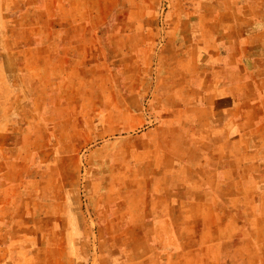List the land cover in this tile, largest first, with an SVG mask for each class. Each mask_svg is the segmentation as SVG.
Masks as SVG:
<instances>
[{
  "label": "crops",
  "instance_id": "0c3cea01",
  "mask_svg": "<svg viewBox=\"0 0 264 264\" xmlns=\"http://www.w3.org/2000/svg\"><path fill=\"white\" fill-rule=\"evenodd\" d=\"M106 1L39 0L16 23L31 39H16L9 53L17 54L0 56V264L10 251H39L19 248L24 237L15 224L46 222L54 233L57 222L66 224L65 205L34 200L54 164L35 148L64 127L73 88L82 95L89 81L102 88L105 78L118 87L119 62L104 50L120 28L104 17L123 0ZM134 1L128 14L142 9L148 21L124 29L144 38L135 45L143 47V76L136 79L143 86L129 89L149 95L143 112L160 117L148 124L143 113L137 137L152 154L134 171L144 186L137 191L149 199L134 205L126 221L138 237L159 246L140 252L133 263L152 264V251H159L164 264H264V0ZM154 63L159 72L152 75ZM6 127L15 133L12 146ZM174 233L175 242L167 243Z\"/></svg>",
  "mask_w": 264,
  "mask_h": 264
},
{
  "label": "rangeland",
  "instance_id": "374dc122",
  "mask_svg": "<svg viewBox=\"0 0 264 264\" xmlns=\"http://www.w3.org/2000/svg\"><path fill=\"white\" fill-rule=\"evenodd\" d=\"M38 2L39 0H0V56L17 54L9 53L10 50H15L12 47L16 39H31L32 33L16 30V23L21 13L27 8L28 11H33ZM120 2L114 14L104 17L105 23L118 24L120 28L116 32L112 48L104 50L105 54L119 62L115 68L118 69L117 76L120 79L114 80L118 87L113 89L112 80L105 78L102 88H97L96 84L99 82L89 81L87 89L80 90L82 95H75L74 92L79 90L73 88V94L69 97L71 111L64 113V127H55L52 142L47 144L40 139L35 148L42 158L50 156V159H54V164L45 176L47 181L40 185L41 191L34 192V200H40L41 204L57 202L62 207L65 205L63 209L66 211V224L62 219L57 222L56 233L48 232L53 225L46 222L29 225L26 219L15 224L24 237L18 241L19 248L31 246L39 251H33L34 254L30 256L26 251H10L11 254L3 256L4 264H135L133 260L139 258L140 252L150 251L155 243L159 246V241H146L138 237L126 222L133 206L145 205L149 199L147 192L137 191L144 186L143 182L135 181L138 175L134 171L142 166L138 160L152 154L145 141L137 137L144 129L141 125L144 124L143 113L147 114L148 124H157L160 116L158 111L153 112L157 118L149 115V112H143L144 102L150 98L149 95L134 96L129 89L133 85L143 86L141 80H136L143 76L138 73L142 72L138 67L143 66V62L139 61L143 53L140 49L143 47L135 45L143 44L144 38L142 33L124 29L143 24L148 21V17H144L142 9L138 8L132 10V15L128 14L134 0ZM107 3L109 2L105 0L106 5ZM167 3L165 1L162 5L164 10ZM34 17L46 22V16L36 14ZM251 18L247 17V20L251 21ZM32 19L30 12L26 20ZM250 28L249 34L254 29L253 26ZM6 45H11V48ZM150 50L154 52L156 48ZM135 51L138 52L137 57L134 56ZM88 52L90 55L91 49ZM155 60L157 59L153 58L152 62ZM155 66L154 63L149 69L152 75L159 72ZM154 82L155 79L153 85ZM128 104L131 105L129 110L125 109ZM4 131L9 133L8 145L12 146L15 133L8 127ZM31 157L33 158L32 153L27 156L29 159ZM41 161L47 162L44 159ZM11 194L15 195L9 192V197ZM23 203L22 210H26L27 202L24 200ZM44 210L46 213L51 211L47 208ZM8 211L14 213L15 208L9 206ZM37 219L43 221L40 217ZM63 228L65 231L61 233ZM143 228L139 227V230L143 231ZM54 234L56 238L51 240L36 238ZM174 238L175 233L166 242L173 244ZM152 252V264L165 263V256L159 251Z\"/></svg>",
  "mask_w": 264,
  "mask_h": 264
}]
</instances>
